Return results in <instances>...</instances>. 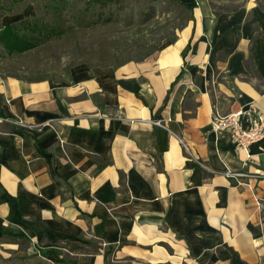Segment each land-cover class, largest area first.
Wrapping results in <instances>:
<instances>
[{
  "label": "crops",
  "instance_id": "crops-1",
  "mask_svg": "<svg viewBox=\"0 0 264 264\" xmlns=\"http://www.w3.org/2000/svg\"><path fill=\"white\" fill-rule=\"evenodd\" d=\"M179 1L192 19L143 60L0 78V240L13 250L264 264V139L246 158L210 127L213 108L264 114V12Z\"/></svg>",
  "mask_w": 264,
  "mask_h": 264
},
{
  "label": "rangeland",
  "instance_id": "rangeland-1",
  "mask_svg": "<svg viewBox=\"0 0 264 264\" xmlns=\"http://www.w3.org/2000/svg\"><path fill=\"white\" fill-rule=\"evenodd\" d=\"M39 0H28L12 12L0 16V26L38 15ZM213 12H231L246 7L264 12V0H207ZM141 12V14L139 13ZM125 20L75 30L68 37L54 39L39 48L8 56L0 48V78H35L58 80L79 68L115 67L139 59L140 47L161 46L186 24L188 13L172 0L144 3ZM144 20V23H139ZM0 240V264H71V257L61 261L27 250L28 243L16 239ZM24 252V253H23Z\"/></svg>",
  "mask_w": 264,
  "mask_h": 264
},
{
  "label": "trees",
  "instance_id": "trees-1",
  "mask_svg": "<svg viewBox=\"0 0 264 264\" xmlns=\"http://www.w3.org/2000/svg\"><path fill=\"white\" fill-rule=\"evenodd\" d=\"M28 0H0V16L12 12L20 4ZM159 0H39L38 15L25 18L14 23L0 26V48L8 56L33 51L54 39L68 37L75 30L105 25L114 21H122L132 15L141 4H155ZM188 13L187 22L192 19V6L172 0ZM141 14V12L139 11ZM215 13V12H214ZM217 14V13H215ZM143 24L144 20H139ZM184 27V25L182 26ZM180 27L179 30L182 28ZM175 40L169 38L168 41ZM140 47V61L157 50V46ZM129 61V60H128ZM127 61V62H128ZM125 63V62H123ZM121 63V64H123ZM118 64V65H121ZM15 78V77H13ZM19 78V77H16ZM28 81H39L44 76L35 78H19Z\"/></svg>",
  "mask_w": 264,
  "mask_h": 264
},
{
  "label": "built area",
  "instance_id": "built-area-1",
  "mask_svg": "<svg viewBox=\"0 0 264 264\" xmlns=\"http://www.w3.org/2000/svg\"><path fill=\"white\" fill-rule=\"evenodd\" d=\"M153 123L157 126H164L159 120ZM210 127L219 138L229 139L234 142L237 149L243 151L245 157L249 158V146L264 139V114L252 105L227 114H221L219 110L213 108ZM226 174L243 176L241 173L228 171ZM257 204L258 206L260 205L259 203Z\"/></svg>",
  "mask_w": 264,
  "mask_h": 264
},
{
  "label": "bare ground",
  "instance_id": "bare-ground-1",
  "mask_svg": "<svg viewBox=\"0 0 264 264\" xmlns=\"http://www.w3.org/2000/svg\"><path fill=\"white\" fill-rule=\"evenodd\" d=\"M175 48V47H174Z\"/></svg>",
  "mask_w": 264,
  "mask_h": 264
}]
</instances>
